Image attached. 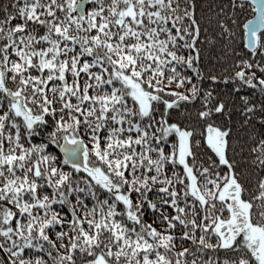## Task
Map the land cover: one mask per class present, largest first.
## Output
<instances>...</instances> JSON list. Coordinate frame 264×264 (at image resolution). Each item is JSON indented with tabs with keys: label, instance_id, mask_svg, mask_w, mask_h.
I'll return each mask as SVG.
<instances>
[{
	"label": "snow or ice",
	"instance_id": "6c2138e0",
	"mask_svg": "<svg viewBox=\"0 0 264 264\" xmlns=\"http://www.w3.org/2000/svg\"><path fill=\"white\" fill-rule=\"evenodd\" d=\"M0 264H264V0H0Z\"/></svg>",
	"mask_w": 264,
	"mask_h": 264
}]
</instances>
